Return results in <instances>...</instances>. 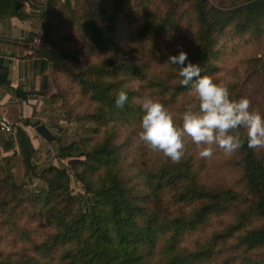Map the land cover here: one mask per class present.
<instances>
[{"label": "trees", "instance_id": "obj_1", "mask_svg": "<svg viewBox=\"0 0 264 264\" xmlns=\"http://www.w3.org/2000/svg\"><path fill=\"white\" fill-rule=\"evenodd\" d=\"M58 4L48 0L39 18L40 94L49 110L61 108L62 97L47 89L55 72L65 73L89 108L63 111L76 130L70 141L54 139L56 159L67 161L62 168L38 170L28 137L15 131L24 178H38L44 189L16 185L0 168V264H264V158L248 147L246 130L226 163L202 158L190 138L178 163L139 139L145 96L161 102L177 126L187 110H199L169 56L185 51V65H200L218 82L221 38L260 33L264 0L234 9L209 0H80L75 10L63 7L66 18ZM19 8L0 0V20L17 17ZM61 19L81 37L87 58L55 39ZM233 83L225 84L239 100ZM0 85L10 86L1 62ZM121 89L128 101L117 108ZM71 179L88 206L72 193Z\"/></svg>", "mask_w": 264, "mask_h": 264}, {"label": "crops", "instance_id": "obj_2", "mask_svg": "<svg viewBox=\"0 0 264 264\" xmlns=\"http://www.w3.org/2000/svg\"><path fill=\"white\" fill-rule=\"evenodd\" d=\"M16 1L20 4L19 15L0 20V62L7 68L10 83L9 87L0 85V115L13 123L11 134L0 132V168L11 175L16 185L26 182L31 189L39 191L44 185L38 178H24L15 131L18 129L28 137L33 150L32 162L40 170L48 166H66V160L55 157L54 139L59 137L62 142L69 141L76 125L58 109L49 110L45 96L40 94L44 59L30 47L29 37L40 32L39 18L48 0ZM50 91L51 82L48 95ZM32 123L46 127L53 139L46 141L40 137Z\"/></svg>", "mask_w": 264, "mask_h": 264}, {"label": "clouds", "instance_id": "obj_3", "mask_svg": "<svg viewBox=\"0 0 264 264\" xmlns=\"http://www.w3.org/2000/svg\"><path fill=\"white\" fill-rule=\"evenodd\" d=\"M186 61L188 54L183 50L168 58V63L179 66L180 83L190 88L191 94L199 101V110H187L183 114L182 126H177L173 114L161 102L145 96L141 100L144 115L139 134L145 146L162 152L177 163L186 154V138L197 146L202 158L213 156V146L231 155L242 147L239 133L242 127L246 130L249 148H264V115L256 110L250 111L251 102L247 98L231 99L224 82L202 75L200 65L190 61L185 65ZM127 101L128 94L121 89L115 106L123 108Z\"/></svg>", "mask_w": 264, "mask_h": 264}, {"label": "rangeland", "instance_id": "obj_4", "mask_svg": "<svg viewBox=\"0 0 264 264\" xmlns=\"http://www.w3.org/2000/svg\"><path fill=\"white\" fill-rule=\"evenodd\" d=\"M246 1L248 0H209L210 4L214 6L223 5L227 8L232 7L233 9L239 8ZM58 3V7H55L58 16L61 15V18L63 16L66 18L69 17V14L64 8L69 11L75 10L76 6L80 4V0H58ZM59 23L62 25L60 31L55 35L58 43L62 44L67 53L73 57L80 56L81 58H87L86 53L79 52L82 44L81 37L75 34V30L72 27L64 25L62 19ZM191 28L189 25L187 26L188 30H191ZM262 29L260 33L242 38H231L229 36L231 33H227L221 38L219 43L221 51L216 60V65L219 68L216 78L218 82H229V84L233 80V84H237V89H239V96L250 100V111L256 110L264 115V67H262L264 63V28ZM42 32L43 29L40 26V32L34 35L33 38L41 40ZM187 36L188 34L185 33L184 37ZM39 44L40 41L34 44L33 47H37ZM50 93L62 97L63 103L58 110L63 114L64 110L70 111L75 108L86 110L89 108V103L86 99L81 98L78 87L65 73L60 74L55 72L51 78ZM72 138L73 136L70 140ZM255 150L264 158V148H257ZM232 156V154L226 155L224 151L223 155H221L217 149H214L211 161H216V158L219 157L226 163L225 160L229 159L230 161V158H233ZM64 166L62 164L60 168ZM221 171H224V169ZM70 186L72 193L80 194V197L85 201V205L88 206L90 204L88 194L84 193L73 179H71Z\"/></svg>", "mask_w": 264, "mask_h": 264}, {"label": "built area", "instance_id": "obj_5", "mask_svg": "<svg viewBox=\"0 0 264 264\" xmlns=\"http://www.w3.org/2000/svg\"><path fill=\"white\" fill-rule=\"evenodd\" d=\"M40 39H32L30 42V47H33L34 44L38 43ZM13 123L6 118L5 116L0 115V132L11 134L12 133ZM78 185V184H77Z\"/></svg>", "mask_w": 264, "mask_h": 264}, {"label": "water", "instance_id": "obj_6", "mask_svg": "<svg viewBox=\"0 0 264 264\" xmlns=\"http://www.w3.org/2000/svg\"><path fill=\"white\" fill-rule=\"evenodd\" d=\"M37 134L46 141H51L53 139L52 134L46 129V127L40 125L35 128Z\"/></svg>", "mask_w": 264, "mask_h": 264}]
</instances>
